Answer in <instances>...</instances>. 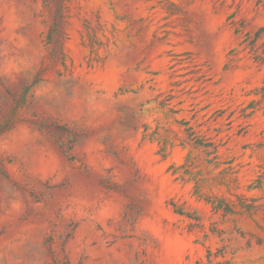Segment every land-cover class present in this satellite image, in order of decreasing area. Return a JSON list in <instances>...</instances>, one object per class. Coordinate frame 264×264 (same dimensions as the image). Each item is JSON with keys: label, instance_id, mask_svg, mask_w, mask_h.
Returning a JSON list of instances; mask_svg holds the SVG:
<instances>
[{"label": "rangeland", "instance_id": "1", "mask_svg": "<svg viewBox=\"0 0 264 264\" xmlns=\"http://www.w3.org/2000/svg\"><path fill=\"white\" fill-rule=\"evenodd\" d=\"M0 264H264V0H0Z\"/></svg>", "mask_w": 264, "mask_h": 264}]
</instances>
